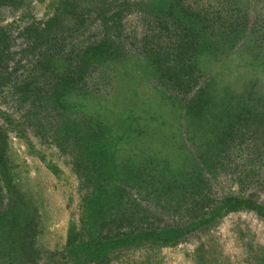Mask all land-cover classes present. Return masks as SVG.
Masks as SVG:
<instances>
[{
	"label": "rangeland",
	"instance_id": "374dc122",
	"mask_svg": "<svg viewBox=\"0 0 264 264\" xmlns=\"http://www.w3.org/2000/svg\"><path fill=\"white\" fill-rule=\"evenodd\" d=\"M20 1L0 7V135L3 170L32 204L26 242L35 264H74L68 239L77 233L87 240L84 202L91 189L75 173L71 149L53 141L52 125L61 119L50 115L49 97L58 78L67 76L65 61L76 66L80 52L104 38L118 43V59L88 70L62 102L124 137L117 164L128 174L129 164L137 169L124 206L130 212L137 205L147 216L134 231L185 230L176 245L148 241L116 252L110 264H264V218L254 211L188 227L226 196L253 197L264 207V0ZM66 3L48 44L37 24ZM168 8L174 16L163 14ZM117 12L121 16L109 21ZM45 57L49 62L40 66ZM202 92L209 102L191 118L196 113L188 107ZM222 130L227 139L220 141ZM145 158L154 160L147 174ZM198 177L206 181L207 197L170 188ZM197 197L214 201L189 212L187 202ZM13 198L3 188L0 213L12 208ZM19 249L7 251L0 242L2 255H19Z\"/></svg>",
	"mask_w": 264,
	"mask_h": 264
},
{
	"label": "trees",
	"instance_id": "16d2710c",
	"mask_svg": "<svg viewBox=\"0 0 264 264\" xmlns=\"http://www.w3.org/2000/svg\"><path fill=\"white\" fill-rule=\"evenodd\" d=\"M15 1L0 0V7L4 4H15ZM19 4H21V1L17 0L16 6ZM175 4L179 7L178 3ZM63 6L64 8L59 9L55 15L37 24L42 25L40 37L42 38L43 36L48 44L51 43L52 45L50 38H54L55 33L60 30L61 12L63 13L67 3L63 4ZM177 10L190 20L196 18L193 13L184 8L179 7ZM163 14L171 17L174 16L175 11L168 8L165 13L163 11ZM120 16V12H117L109 17L108 20L115 21ZM104 22L106 23V21ZM79 25L81 24L79 23ZM28 30V33L32 32L34 30L33 26ZM35 33V37L38 38V32L35 31ZM43 50L45 51V48ZM119 52L118 43L107 38H104V40L94 46L87 47L80 52L76 66L73 67L70 62L67 64V60L65 61L66 65L64 67L67 76L62 79L58 78V82L50 89L49 99L51 98L52 100V107L49 113L50 115L55 114L61 119V121L56 120V124L52 125V127L57 125L52 133L53 141L60 150L71 149L73 169L91 189L84 202L86 212L84 213L83 235L87 237V240L84 241L80 234L74 233L73 238H69L67 242V254L73 259L74 264H110V257L120 250L139 246L148 241L159 246L176 245L185 233L183 229H172V227H163V229L158 230L148 228L138 233L134 231L136 228L134 225L144 222L147 216L145 212L137 208L139 207L137 205H134V211L130 212L127 210L130 206H127L128 208L124 206L128 197L125 188H129L130 181L133 178H137L135 175L137 172L135 165L129 164L126 167V171L129 172L128 174L121 171V166L116 161L118 146L124 137L115 136L110 127L100 120L82 115L79 108L75 105L62 102V98L66 97L68 91L73 92L74 89L78 90L77 87L81 84L83 76L88 70L93 69L99 64L118 59ZM57 61L56 59L55 63ZM48 62L49 60L45 57L40 66ZM203 94L202 92L200 96L196 97L191 107H188L189 113H196L195 115L191 114V118H198L199 112H195L194 110L209 102L208 99L203 97ZM59 111L62 113L59 114ZM65 113H69V115L75 113L80 117H76L74 120L68 119ZM223 117L225 116H221V118ZM48 119L52 120V117H48ZM225 134L223 130L218 133L220 141L227 139ZM148 135L151 138V134L149 133ZM182 145L185 148L184 144ZM3 150H5L4 140L0 135V181L2 180L3 188L8 189L9 193L14 194L13 201L11 202L12 208L5 209L4 212L0 213V242L3 241V245L7 251L9 249L12 252H16L17 248H20L18 251L21 254L13 256L6 252L3 255L0 253V260L12 264H35L36 261L34 262L30 254L32 244L26 242L29 240L27 239V235L31 230L29 224L31 221L27 222V220L29 208L32 207V204L25 202L23 195L19 191H15L12 177L7 173V170H3L5 169ZM153 161L152 158L143 159V164L146 167V169H143L146 170L143 173H148V169L152 168L151 164ZM131 174L135 177L130 178ZM186 180H189L191 185L185 184V180H183L184 184H172L173 186H170V188L177 189L180 186V190L183 191L180 193H183V196L186 195V192H189L187 190L191 189L190 194H202L201 198L208 195L209 189L206 187V181L202 177ZM148 183L150 185V182ZM168 184L171 185V183ZM3 188L0 186V194ZM168 188L169 186L166 189ZM202 192L205 193L203 194ZM198 197L195 201L192 199V201L187 202L186 207L189 212L192 211L193 205H195L194 210H196L199 204H206L207 200L210 203L214 201L208 198L203 201L199 200ZM242 210L254 211L264 218V207L255 203L253 197L246 199L243 197L226 196L218 200L216 206L206 214L203 213L191 219L188 227L201 228L215 223L223 216ZM188 215L191 217L192 214ZM6 255L10 257L8 258Z\"/></svg>",
	"mask_w": 264,
	"mask_h": 264
}]
</instances>
